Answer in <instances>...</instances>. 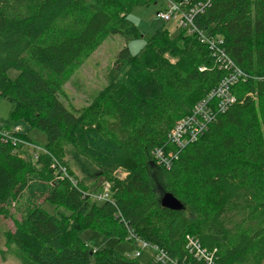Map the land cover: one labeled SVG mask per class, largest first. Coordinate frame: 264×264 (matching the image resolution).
I'll return each instance as SVG.
<instances>
[{
    "label": "trees",
    "instance_id": "16d2710c",
    "mask_svg": "<svg viewBox=\"0 0 264 264\" xmlns=\"http://www.w3.org/2000/svg\"><path fill=\"white\" fill-rule=\"evenodd\" d=\"M175 1L197 8L195 25L221 35L247 75L232 88L234 104L183 149L170 139L176 123L227 75L197 36L181 31L173 39L160 30L140 56L124 46L120 76L87 106L69 108L63 86L108 38L140 37L128 15L148 0H0V95L13 104V118L44 132L49 152L70 146L91 159L114 195L93 203L80 183L51 181L48 156L38 161L43 173L24 144L16 145L19 154L0 137V217L20 216L8 238L29 264H141L83 242L89 229L118 242L132 234L181 264L190 258L187 236L216 252V264H264V0ZM168 53L179 57L178 69L163 62ZM159 150L172 154L169 167L156 162ZM151 168L184 210L161 206ZM120 169L129 170L121 181L114 176ZM45 203L69 215L51 214ZM151 218L158 225L147 234Z\"/></svg>",
    "mask_w": 264,
    "mask_h": 264
},
{
    "label": "rangeland",
    "instance_id": "374dc122",
    "mask_svg": "<svg viewBox=\"0 0 264 264\" xmlns=\"http://www.w3.org/2000/svg\"><path fill=\"white\" fill-rule=\"evenodd\" d=\"M168 0H148L147 4L140 5L131 11L128 18L135 24L140 32L139 38H130L127 41L121 36H114L108 38L103 45L89 57L83 66H81L73 76L63 86L67 106L74 107L75 109L83 108L87 106L94 96L103 88H105L110 81L120 76L121 65L119 63V57L121 49L127 46L132 55H142L147 48V44L152 37H154L160 30L168 31L171 38H178L181 35V31L178 28L177 16L171 21L165 22L157 18V14L161 12H167ZM186 35H189L184 31ZM179 50L183 48V42H177ZM160 48V44L155 45L149 50L150 58ZM179 57L175 53H168L163 58V62L174 68L178 67ZM134 67L135 73L140 71L137 67ZM180 71V70H178ZM181 73V72H180ZM18 75L17 70H11L9 76L14 79ZM14 106L6 98L0 95V132H9V134L16 137L14 134L17 130L16 145L21 143L24 147L29 149L31 159L33 160L34 167L41 172H45V166L39 164L40 155H46L51 159L53 164L50 165V169H53L51 181L56 179L65 178L59 177L61 171H65L70 179L76 183V185H83L86 190V194L93 203L101 206L107 200L112 199V186L106 182L105 179L100 175L97 166L91 159L82 157L78 154L76 149L67 146L56 150L54 153L49 152L45 147L47 145V135L37 128H32L30 125L23 121H16L13 116ZM194 110V109H193ZM192 110V111H193ZM192 113L189 114V116ZM25 135L28 140L21 137ZM0 137L1 134H0ZM14 138V139H16ZM23 140V141H22ZM3 141V140H2ZM12 146H15L11 141ZM32 143V144H30ZM37 144V145H36ZM17 152L20 154L24 149L16 147ZM40 149V151H37ZM26 157V156H23ZM157 159V163H159ZM55 170V171H54ZM72 172V175L69 174ZM152 187L155 194L160 199H163L164 182L162 173L157 168H151L150 170ZM129 174V170L120 169L116 171V180H123ZM55 178V179H54ZM53 179V180H52ZM69 180V179H68ZM70 181V180H69ZM70 181L72 184L73 182ZM74 187H76L73 184ZM43 208L51 214L58 215L59 213H65L69 215L67 211L61 208H56L50 203H45ZM20 219L17 213H14L10 218L0 217V264H29L18 248L9 240L8 234L15 231L14 219ZM158 225V220L149 219L146 221V227L144 228L147 234L152 233L154 227ZM125 241L118 242L117 239L109 238L96 230L89 229L82 235L83 242L90 245L92 248L101 250L107 247L114 248L118 253L125 256H133L137 249L140 247L136 244V239L131 238L130 235L124 237ZM123 239V240H124ZM186 251L190 241H197L195 236H187ZM202 245V244H201ZM154 250L142 249L141 257L137 258L141 264H148L152 259L155 258ZM174 262L178 260H173Z\"/></svg>",
    "mask_w": 264,
    "mask_h": 264
},
{
    "label": "built area",
    "instance_id": "2783aa9c",
    "mask_svg": "<svg viewBox=\"0 0 264 264\" xmlns=\"http://www.w3.org/2000/svg\"><path fill=\"white\" fill-rule=\"evenodd\" d=\"M210 2L211 0H207L206 5ZM168 3L169 9L167 12L158 13L157 18L168 22L177 16L178 28L186 31L189 35L197 36L199 42L210 50V53L219 63V69L227 73L226 77L219 82L207 98L196 105L192 111V115L176 123L175 128L171 132L170 139L179 149H183L188 142L194 141L198 136L202 135L219 114L225 113L234 104L235 98L232 94V88L239 81L245 79L247 75L227 55L224 38L221 35L209 36L195 25L194 17L197 14V8L190 11L182 10L175 0H168ZM18 131L14 134L16 137L19 135ZM0 134L3 142L9 140L14 145L18 142L17 138L13 135L11 136L9 132H0ZM187 139L189 140L187 141ZM37 151H40V149H37ZM155 157L160 160L159 163H163L167 167L170 166L169 159L172 157V154L167 158L159 150L155 153ZM60 175L61 178L72 181L65 171H61ZM73 184L77 187L75 182ZM85 195L88 196L87 194ZM130 237L136 239V244L140 246L133 257H141L142 249H152L156 256L152 264H181L180 261L174 262L171 260L164 251H160L153 244L134 237L132 234H130ZM187 248L189 249V252H187L190 258L196 260V262L191 261V263V259L189 258L190 260L188 259L184 264H216V252L208 251L198 240L190 241Z\"/></svg>",
    "mask_w": 264,
    "mask_h": 264
},
{
    "label": "water",
    "instance_id": "95a60500",
    "mask_svg": "<svg viewBox=\"0 0 264 264\" xmlns=\"http://www.w3.org/2000/svg\"><path fill=\"white\" fill-rule=\"evenodd\" d=\"M161 206L172 211L184 210V205L181 201L171 193H165L163 199L161 200Z\"/></svg>",
    "mask_w": 264,
    "mask_h": 264
}]
</instances>
